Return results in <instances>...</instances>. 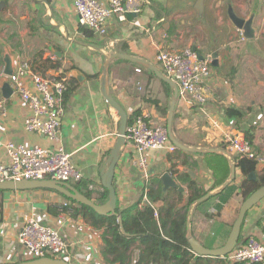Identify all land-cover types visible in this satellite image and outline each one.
<instances>
[{
    "label": "crops",
    "instance_id": "0c3cea01",
    "mask_svg": "<svg viewBox=\"0 0 264 264\" xmlns=\"http://www.w3.org/2000/svg\"><path fill=\"white\" fill-rule=\"evenodd\" d=\"M2 1L0 164L8 163L6 144L10 142L61 148L72 155L74 165L84 176L81 182L69 184L78 191L76 185H81L84 193H91L95 200L104 193L102 174L120 129V117L103 96L102 68L107 55L117 52L142 59L161 73L156 60L160 51L193 48L204 59L211 57V74L205 83L206 104L192 103L179 92L172 120L176 141L205 152L154 151L149 155L150 179L162 182L157 189L162 190L163 197L154 206L162 204L156 209L182 198L178 206L181 209L194 195L202 194V198L212 194L206 201L197 204L199 198L190 205L187 222L197 243L208 249L223 247L244 201L240 187L245 180L236 167L235 180L223 188L231 175L226 154H232L227 150L226 137L242 132L254 150L264 156V0H147L140 14H127L125 21L113 16L107 23L106 36L79 25L75 0ZM229 3L241 19H248L255 11L254 39H245L230 19ZM7 55L12 57L15 70L29 64L34 73L42 76L69 78L60 135L55 143L25 131L24 122L31 110L12 88L4 62ZM6 83L13 90L9 96L3 93ZM26 83L30 86L29 79ZM109 84L129 118L144 115L151 125L168 128L174 90L153 71L115 58L109 69ZM133 157V146L126 144L113 182L119 210L143 199L146 180L133 165ZM263 169L264 165L257 167V178ZM166 173L175 187L165 186L161 178ZM66 201L46 189L0 190V264L34 260L19 240L21 229L30 219L58 229L70 245V255L65 260L70 264H110L102 253L104 230L92 227L80 216L74 218L61 212L59 207ZM61 219L63 223L59 224ZM263 224L264 197L248 211L239 244L251 237L264 244ZM80 226L84 227L82 231ZM136 247L131 264H137L141 255L139 244ZM190 252L194 255L192 264H231L223 258H199L191 248Z\"/></svg>",
    "mask_w": 264,
    "mask_h": 264
},
{
    "label": "built area",
    "instance_id": "2783aa9c",
    "mask_svg": "<svg viewBox=\"0 0 264 264\" xmlns=\"http://www.w3.org/2000/svg\"><path fill=\"white\" fill-rule=\"evenodd\" d=\"M146 3L147 0H107V3L99 0H75L74 7L81 27L96 35L106 36L107 23L113 16L125 21L127 14H140ZM156 60L163 75L178 86L182 96H188L192 103L206 104L208 90L205 83L211 74V57L201 61L196 50L187 48L180 52L160 51ZM137 71L141 72V69ZM27 79L30 86L26 83ZM9 80L20 100L31 110L30 117L24 122L25 131L41 134L52 143L58 141L64 99L69 91V78L42 76L34 73L29 64H22ZM125 139L134 149L133 165L143 173L146 180L139 207H154L148 198L152 181L149 155L154 151L174 153L179 148L171 142L166 126L151 125L148 117L144 115L133 117L127 126ZM226 144L227 150L235 159L252 160L257 167L264 165V156L254 150L252 143L242 132L226 137ZM6 151L9 160L7 164H0V183L48 179L79 183L84 178L80 169L74 165L72 155L61 148L56 150L39 145L27 147L10 142L6 144ZM64 206H69V203L66 202ZM62 223L63 220H59V224ZM83 229V226L79 227L80 231ZM19 240L34 260H66L70 255V245L58 229L44 226L33 219L24 224ZM223 259L231 264H264V244L251 237L238 244Z\"/></svg>",
    "mask_w": 264,
    "mask_h": 264
},
{
    "label": "trees",
    "instance_id": "16d2710c",
    "mask_svg": "<svg viewBox=\"0 0 264 264\" xmlns=\"http://www.w3.org/2000/svg\"><path fill=\"white\" fill-rule=\"evenodd\" d=\"M132 119L133 117L129 118L128 125ZM235 161L236 167L245 176L240 187L245 201L256 190L264 186V169L258 174L256 180H250L248 177L257 172L256 163L247 159H235ZM158 183L162 182L151 181L148 192V198L153 204L163 197L162 190L157 189ZM76 187L81 193H84L81 185H76ZM192 189L197 190L195 187ZM230 189L231 187L227 191ZM84 194L90 199L93 198L89 192ZM201 196L202 194L190 197L188 204L181 209L178 206L182 198L178 203L169 204L161 209L150 206L140 208V203L126 210L117 208L122 224L119 217L101 216L91 208L79 205L65 197L69 206H62L59 209L74 218L80 216L92 227L104 230L102 253L110 264H131L132 250L137 244L141 249L137 264H192L194 255L190 252V245L186 237L187 218L190 205ZM107 197L108 191L105 189L99 201L104 203Z\"/></svg>",
    "mask_w": 264,
    "mask_h": 264
},
{
    "label": "water",
    "instance_id": "95a60500",
    "mask_svg": "<svg viewBox=\"0 0 264 264\" xmlns=\"http://www.w3.org/2000/svg\"><path fill=\"white\" fill-rule=\"evenodd\" d=\"M4 2L2 1L0 3V20H1V10L4 6ZM229 17L233 21V23L236 25L238 29L242 31L243 37L247 40L254 39L255 38V28H254V20H255V11H253L248 19H241L238 17L232 8V5L229 3V9H228ZM8 57L4 60L6 63V70L7 75L12 76L15 72V68L13 65L12 57L7 55ZM125 59L127 61H131L132 63H135L139 66L145 67L146 69H149L153 71L158 78L162 79L166 83H168L174 90V96L172 99V106L169 113V119H168V133L170 140L173 144H175L179 149L189 151V152H205L204 150L200 149H191L188 148L178 141L172 136V120L174 116V108L178 100L179 95V89L178 86L171 80L165 77L154 65L148 63L147 61H144L142 59H138L131 56H126L117 52L111 53L107 55L106 61L104 63V66L102 68L103 73V96L105 97L106 101L110 104V106L117 112L118 116L120 117V129H119V136L117 143L115 145V148L112 150L111 155L107 161V166L105 167L103 174H102V184L104 188L108 191V197L107 200L102 203L99 200L90 199L85 194L78 191L75 187H73L69 183L65 182H58L53 180H42V181H6L0 183V190H10V191H27V190H38V189H46L54 191L61 196L65 197L68 200H71L73 202H76L79 205H83L86 207L91 208L94 210L97 214L101 216H116L119 217V214L117 212V193L116 189L114 187V176H115V169L116 166L121 158V153L123 147L127 144L125 136H126V129L129 122V116L125 109L121 106V104L118 102V100L114 97L110 84H109V69L111 62L113 59ZM200 60H204V57L199 55ZM216 65V63L214 64ZM74 75L78 78L81 77V74L77 71L74 72ZM83 78V77H82ZM13 92L11 86L6 83L3 88L4 96H9ZM210 151V150H209ZM216 152V151H213ZM224 153V152H222ZM229 162H230V169H231V175L229 181L224 185L223 188H226L229 184H231L235 180L236 176V165L234 164V158L232 155L226 154ZM250 180H256L257 179V173H253L248 177ZM162 181L164 182L165 186L168 187H175L176 184L172 180V178L168 175V173L164 174L162 176ZM212 194L208 193L204 197L200 198L197 202V204H200L207 199H209ZM264 197V186L260 187L258 190H256L253 194H251L241 205L238 213V217L233 225L232 231L229 235V238L225 245L219 249H208L200 245L196 242V240L193 238L192 233L190 232V222H187V240L190 245L191 250L194 254L198 257H212V258H223L227 255H229L235 247L239 243V239L241 236V231L243 227V223L245 221V217L248 213V211L262 198ZM162 203L156 204L154 207L158 208L159 205ZM119 221L122 224L121 218L119 217ZM21 264H70L69 262L65 260L60 259H52V258H43V259H36L30 262H25Z\"/></svg>",
    "mask_w": 264,
    "mask_h": 264
},
{
    "label": "rangeland",
    "instance_id": "374dc122",
    "mask_svg": "<svg viewBox=\"0 0 264 264\" xmlns=\"http://www.w3.org/2000/svg\"><path fill=\"white\" fill-rule=\"evenodd\" d=\"M67 202V201H66ZM68 203V202H67Z\"/></svg>",
    "mask_w": 264,
    "mask_h": 264
},
{
    "label": "clouds",
    "instance_id": "9594fccd",
    "mask_svg": "<svg viewBox=\"0 0 264 264\" xmlns=\"http://www.w3.org/2000/svg\"><path fill=\"white\" fill-rule=\"evenodd\" d=\"M142 67V66H141Z\"/></svg>",
    "mask_w": 264,
    "mask_h": 264
}]
</instances>
